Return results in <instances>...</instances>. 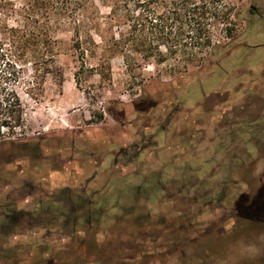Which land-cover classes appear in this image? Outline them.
Wrapping results in <instances>:
<instances>
[{
    "label": "rangeland",
    "instance_id": "rangeland-1",
    "mask_svg": "<svg viewBox=\"0 0 264 264\" xmlns=\"http://www.w3.org/2000/svg\"><path fill=\"white\" fill-rule=\"evenodd\" d=\"M6 1L19 10L30 0ZM228 1L247 11L232 16V39L216 24L221 49L209 61L204 51L128 68L96 1L99 50L82 55L68 29L54 35L58 73L34 88L22 64L24 132L0 147V264H237L264 254V221H238L239 204L264 195V0ZM20 213L9 228L5 215Z\"/></svg>",
    "mask_w": 264,
    "mask_h": 264
},
{
    "label": "trees",
    "instance_id": "trees-1",
    "mask_svg": "<svg viewBox=\"0 0 264 264\" xmlns=\"http://www.w3.org/2000/svg\"><path fill=\"white\" fill-rule=\"evenodd\" d=\"M96 1L109 9L105 19L118 32L108 43L130 69L139 59L160 65L179 56L192 62L204 51L209 52V61L221 49L215 41L216 24L232 39L236 32L232 16L241 18L247 11L228 0H30L19 10L11 1L0 0V147L16 144L14 139L24 132V108L16 90L22 64L32 66L34 88L40 79L58 73V40L54 35L68 29L73 32L74 48L82 55L99 50L94 34L99 35L103 24ZM79 75L75 74L78 85ZM149 88L143 87L148 100ZM107 111L117 120L113 111ZM262 193L251 205L242 208L239 204L238 221H248L252 227L264 221ZM237 264H264V254Z\"/></svg>",
    "mask_w": 264,
    "mask_h": 264
},
{
    "label": "flooded vegetation",
    "instance_id": "flooded-vegetation-1",
    "mask_svg": "<svg viewBox=\"0 0 264 264\" xmlns=\"http://www.w3.org/2000/svg\"><path fill=\"white\" fill-rule=\"evenodd\" d=\"M249 11L253 15H255V14L258 15L259 14L257 6H251ZM40 204H42V202H40ZM55 204H57V202H55ZM89 204H94V203L91 201V202H89ZM40 211H43V210H40ZM26 216H28V218L32 220V214H28ZM90 217H89V221L91 222ZM21 218H25V214L20 213V216L17 217V218L14 217V216H11L10 214H6L5 217H4V219L8 220V222H9V225H8L9 228H10V226L17 227V226L21 225L23 223V222H21ZM29 226L33 227L32 221L29 223ZM35 226L36 227H40L41 226V222L40 223H36Z\"/></svg>",
    "mask_w": 264,
    "mask_h": 264
}]
</instances>
